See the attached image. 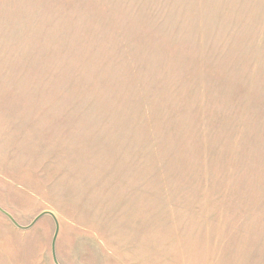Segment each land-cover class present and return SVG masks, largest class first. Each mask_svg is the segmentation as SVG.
<instances>
[{
  "label": "rangeland",
  "instance_id": "374dc122",
  "mask_svg": "<svg viewBox=\"0 0 264 264\" xmlns=\"http://www.w3.org/2000/svg\"><path fill=\"white\" fill-rule=\"evenodd\" d=\"M73 244L264 264V0H0V264Z\"/></svg>",
  "mask_w": 264,
  "mask_h": 264
},
{
  "label": "crops",
  "instance_id": "0c3cea01",
  "mask_svg": "<svg viewBox=\"0 0 264 264\" xmlns=\"http://www.w3.org/2000/svg\"><path fill=\"white\" fill-rule=\"evenodd\" d=\"M74 245V246H73ZM72 246H70L69 247V249L71 250V251H73L74 252V257H69V255H68V257H66V256H60L59 255V258L61 259V262L63 263V264H87V262L88 261H84L82 258H83V254L81 253V251L83 250V249H81V250H79V246H77L76 244H73ZM59 252V251H58ZM78 255V256H77ZM80 255H81V257H80ZM75 256H76V258H75ZM99 256V255H98ZM100 257V256H99ZM101 259V258H100ZM91 261H93V263L94 264H102L101 262H102V260H98V258L95 256ZM88 264H90V263H88Z\"/></svg>",
  "mask_w": 264,
  "mask_h": 264
},
{
  "label": "water",
  "instance_id": "95a60500",
  "mask_svg": "<svg viewBox=\"0 0 264 264\" xmlns=\"http://www.w3.org/2000/svg\"><path fill=\"white\" fill-rule=\"evenodd\" d=\"M55 256V255H54ZM55 260H56V257H55Z\"/></svg>",
  "mask_w": 264,
  "mask_h": 264
}]
</instances>
